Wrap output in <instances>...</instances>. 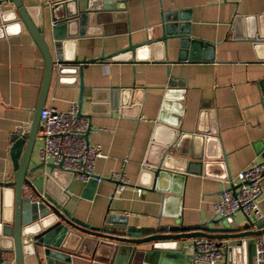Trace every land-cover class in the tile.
Wrapping results in <instances>:
<instances>
[{
	"label": "crops",
	"instance_id": "crops-1",
	"mask_svg": "<svg viewBox=\"0 0 264 264\" xmlns=\"http://www.w3.org/2000/svg\"><path fill=\"white\" fill-rule=\"evenodd\" d=\"M22 1L33 7L40 2ZM126 6L124 11L101 13L99 23L88 25V35L67 45L63 59L85 62L122 50L129 41L160 36L164 18L175 20L188 38L184 45L172 38L165 46L141 49L135 59L124 54L83 69L81 111L91 129L88 144L101 150L94 163L101 181L91 199H85L86 183L60 176L67 184V208L94 227L112 215L140 229L171 225L177 214L184 226L206 223L219 217L213 204L224 189L238 185L237 173L252 161L263 162L258 154L264 140V43L255 36H264V0H129ZM44 70L43 56L25 28L0 37L2 181L13 173L11 136L20 128L27 132L34 121ZM72 76L73 71L67 72L58 84L53 75L44 107L65 112L73 102L78 104L80 90L71 83ZM209 131L213 133L204 137ZM170 142L177 146L171 151L176 158L172 170L200 161L175 185L181 195L163 200L143 189L148 186L144 175L155 168L161 146ZM41 148L39 132L32 165L40 162ZM115 172H124L129 185L113 197ZM261 188L264 216V178ZM234 219L244 223L245 215L237 212ZM191 243L182 250L187 260L194 259ZM253 252V244L226 249L219 264L226 255L236 264H253Z\"/></svg>",
	"mask_w": 264,
	"mask_h": 264
},
{
	"label": "water",
	"instance_id": "water-1",
	"mask_svg": "<svg viewBox=\"0 0 264 264\" xmlns=\"http://www.w3.org/2000/svg\"><path fill=\"white\" fill-rule=\"evenodd\" d=\"M8 1L14 7L0 11V37L11 32L19 33L25 28L43 56L45 78L30 130L24 132L20 128L10 138L8 154L13 173L9 180H0V264H27L30 260L34 264H207L186 259L182 250L187 242L192 241V247L196 239L225 242L229 251L247 244L254 246L253 241L264 235V219L245 217L244 223H238L234 215H227L214 217L197 226H184L177 214L173 224H158L151 229L129 226L128 219L118 215L106 217L98 227L78 220L67 208V184L60 180V176H66L71 181V173L51 162L32 165L34 146L42 130L40 114L53 75H56L58 84H62L66 73L74 72L70 78L75 79L71 83L77 84L80 90L77 117H86L82 114L81 105L83 69L88 64L117 60L124 54L135 59L141 49L148 50L160 44L165 46L172 38L181 39V45H184L188 33L177 29L175 20L164 18L160 36L147 37L139 43L129 41L126 48L113 54L74 62L63 59L67 45L88 35V25L99 23L101 13L126 10L129 0H51L54 3L51 7L43 0L34 7L25 5L22 0ZM255 37L256 42L264 43V36ZM90 130L88 126L84 133L87 144ZM207 133L206 138L213 132ZM175 144H163L155 168L148 172L144 170L148 186L143 189L160 194L163 200L169 195H181L180 188H174L177 187L175 185L184 180L183 173L192 172L191 166H199L197 160L200 159H197L184 164L183 168L172 170L176 158L171 151L177 148ZM260 149L258 155L264 162V140ZM97 180L100 182L101 178L94 175L86 182L83 198L91 199L99 183ZM230 188L235 190L237 185L232 184ZM224 264L236 263L226 255Z\"/></svg>",
	"mask_w": 264,
	"mask_h": 264
},
{
	"label": "built area",
	"instance_id": "built-area-1",
	"mask_svg": "<svg viewBox=\"0 0 264 264\" xmlns=\"http://www.w3.org/2000/svg\"><path fill=\"white\" fill-rule=\"evenodd\" d=\"M50 7L51 0H43ZM12 6L8 0H0V11ZM148 31H152L148 29ZM40 114V136L42 148L39 150L40 162H51L61 165L62 170L71 173L72 180L86 183L94 175V163L101 157L99 146H90L84 139L88 121L77 117L78 105L71 104L69 110L62 112L54 107H44ZM264 178V162L252 161L246 168L237 173V188L230 187L219 193L213 204L218 216L234 215L242 212L245 217L264 219L260 209L261 184ZM111 179L118 182L113 197L119 196L129 185L124 172H115ZM99 182V180H97ZM253 264H264V235L254 241ZM194 260L207 264H219L224 258L226 247L210 239L193 241Z\"/></svg>",
	"mask_w": 264,
	"mask_h": 264
}]
</instances>
